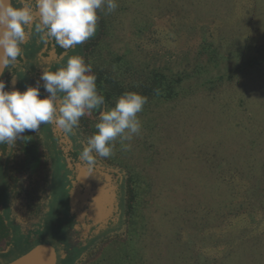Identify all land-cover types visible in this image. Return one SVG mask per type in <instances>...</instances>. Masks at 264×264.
Instances as JSON below:
<instances>
[{"label": "rangeland", "instance_id": "obj_1", "mask_svg": "<svg viewBox=\"0 0 264 264\" xmlns=\"http://www.w3.org/2000/svg\"><path fill=\"white\" fill-rule=\"evenodd\" d=\"M116 2L111 13L98 11L108 28L94 63L122 68L128 79V69L158 71L175 92L148 98L140 133L124 141L130 148L117 139L105 158L133 180L134 216L79 264L104 261L118 245L111 242L136 237L132 225L141 236L131 243L147 245L148 264H264V0ZM113 106L87 116V139ZM28 195L16 201L23 207ZM245 220L237 233L229 226ZM241 237L253 247L240 250L241 261L223 259Z\"/></svg>", "mask_w": 264, "mask_h": 264}, {"label": "flooded vegetation", "instance_id": "obj_2", "mask_svg": "<svg viewBox=\"0 0 264 264\" xmlns=\"http://www.w3.org/2000/svg\"><path fill=\"white\" fill-rule=\"evenodd\" d=\"M12 3L20 6L19 0ZM27 32V39L21 45L23 54L15 66L4 70L1 79L8 90L23 91L39 82L40 95L44 97L48 95L40 79L44 68L56 70L71 56L84 57L87 41L64 49L54 40H42L35 23ZM87 116L81 117L78 126L70 131L46 123L38 132L23 133L11 149L0 144V166L6 177L4 181L0 174V219L7 227L6 235L0 230V264L16 259L9 260L8 256L25 240L39 238H45L46 243L55 247L57 264L73 253H79L74 260V264H79L80 259L124 226L128 197L125 170L97 157L90 173L80 160V152L87 143ZM14 169L17 196L9 179ZM2 185L6 189H1ZM26 192L32 199L22 207L16 199Z\"/></svg>", "mask_w": 264, "mask_h": 264}, {"label": "clouds", "instance_id": "obj_3", "mask_svg": "<svg viewBox=\"0 0 264 264\" xmlns=\"http://www.w3.org/2000/svg\"><path fill=\"white\" fill-rule=\"evenodd\" d=\"M0 0V76L5 69L15 66L23 54L27 29L35 23L41 39L54 40L61 48L81 45L96 34L98 11L111 13L116 0ZM38 11V16H37ZM83 56H71L56 70L44 68L40 79L48 93L41 97L40 84L25 90H8L0 79V144L11 149L26 131L40 130L46 123H54L70 131L78 126L81 117L101 108L104 97L98 93L96 75ZM147 97L138 92H125L115 105L99 113L96 131L88 137L80 152V160L91 173L97 157L113 154L114 142L119 139L124 150L141 131L138 114L147 103ZM95 199V198H94Z\"/></svg>", "mask_w": 264, "mask_h": 264}, {"label": "trees", "instance_id": "obj_4", "mask_svg": "<svg viewBox=\"0 0 264 264\" xmlns=\"http://www.w3.org/2000/svg\"><path fill=\"white\" fill-rule=\"evenodd\" d=\"M169 1L172 5H174L173 0H169ZM161 4L162 6H164L165 1L161 2ZM107 23H108V18L101 19L99 17L96 34L92 38L87 40V42L85 43V48H83L84 59L87 63H90L92 66L91 71L96 75V78H97L96 79L97 91L99 94H101L104 97V103L106 102L108 106L115 105L117 99L125 92H138L146 96L147 98L154 97V96L172 95V93L175 92V89L173 86L175 81L172 78L170 80H167V77L165 76V74L159 73L158 71H152V74L149 75L147 73L134 74L133 70L128 69L129 71L128 76L130 77L128 79V77L126 76L122 68H121V71L118 72V69H116L115 67L108 66L105 64H95L94 63L93 54H94L95 49L98 50L100 48L103 35L107 33V28H108ZM206 46L207 44H203L202 48L204 49ZM134 71L139 72L137 69H134ZM119 74H121V76ZM99 109H96V110L99 111ZM248 166L249 165H247V167ZM0 174L2 175L5 181L6 177L3 176V170L1 166H0ZM247 175H250V171L247 172ZM9 179L11 180L10 186L11 185L13 186V190L16 192V196H17L18 192H17V187H16L17 185L16 184L17 183L16 169L11 170ZM1 189L3 190L6 189V186L2 185ZM127 195L128 197H127V203H126V221H128L129 223V220L131 219V217L134 216L133 214L135 211L134 203H135V198H136V190H135L134 183L131 177L130 179H128ZM246 222L247 220H245V222L241 224H238L237 222L234 224L232 222H229V226H233L234 228H232V230L233 231L235 230V232L237 233L240 231L239 226L246 225ZM130 226L131 225H129V228ZM133 227L134 226L132 225V228L130 229L135 231L136 233L135 238L139 239L138 237L141 236V234L137 233V231L134 230ZM0 230L5 232V235L7 234V227L3 219H0ZM168 233L170 236H173L172 232L168 231ZM115 237L116 235L110 238L109 240H105L101 244V246L105 244L106 242L111 241ZM135 238H133V236H131L130 234L129 238L126 239L124 242L114 240L113 242H111V243H114L112 246H114L116 243H118V245H115V247H113L114 248L113 252L110 253V255L105 253L103 256L104 261H95L99 258L98 256L93 261V263L95 262L96 264H105V263L106 264H148L149 261L152 262V259L150 258V256H146V253L144 251V248L147 247V245L144 246V248L141 246L133 247L131 240H134ZM251 239L252 238L241 237V238L235 239L234 242L233 241L229 242L230 244L227 246L228 249H232V247L235 246L236 244H238V246H240L241 248L239 249V251L235 249L233 254L229 256L226 255L225 257H223V259L228 257L227 261L231 260L232 262V260L234 261L237 258H239V261H241L245 256V252H240V250L242 249L246 250L247 248L253 247ZM46 242L48 241L45 238H39L34 241L25 240V242H22L21 245H19V248L17 249V251L11 253L8 256V258L9 260H12L13 258H16L26 253L27 251H29L31 248H33L37 244L46 243ZM218 245H221V243L216 244V246ZM258 245H259V241H257V246ZM101 246H99L97 250H99ZM259 247L260 246H258V248ZM255 249H257V247ZM97 250L94 251L92 254L94 255L97 252ZM251 250H254V249H251ZM92 254H90L89 257L92 256ZM78 255L79 253H73L70 258H67L64 260L62 259L61 260L62 264H74V260ZM204 255L208 256L207 253ZM209 255H212V254H209ZM217 255L214 257L211 256V259H209L208 257H204V258L207 259L209 262H213V259L216 261H219L220 255L219 256ZM175 257H176L175 260H179L177 256ZM173 260H174V257H173ZM188 263H189V259L185 261V264H188ZM87 264H89V262H87ZM235 264H237L236 261H235Z\"/></svg>", "mask_w": 264, "mask_h": 264}, {"label": "water", "instance_id": "obj_5", "mask_svg": "<svg viewBox=\"0 0 264 264\" xmlns=\"http://www.w3.org/2000/svg\"><path fill=\"white\" fill-rule=\"evenodd\" d=\"M2 76H0L1 79ZM5 264H57V251L49 243H40Z\"/></svg>", "mask_w": 264, "mask_h": 264}]
</instances>
